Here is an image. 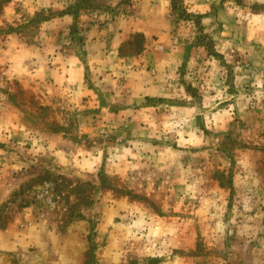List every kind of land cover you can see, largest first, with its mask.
<instances>
[{"label": "rangeland", "instance_id": "obj_1", "mask_svg": "<svg viewBox=\"0 0 264 264\" xmlns=\"http://www.w3.org/2000/svg\"><path fill=\"white\" fill-rule=\"evenodd\" d=\"M0 264H264V0H0Z\"/></svg>", "mask_w": 264, "mask_h": 264}]
</instances>
